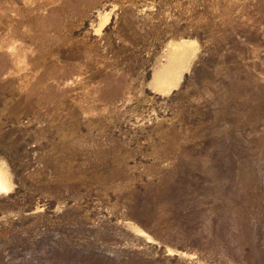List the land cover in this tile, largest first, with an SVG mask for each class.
I'll return each instance as SVG.
<instances>
[{"label": "rangeland", "instance_id": "obj_1", "mask_svg": "<svg viewBox=\"0 0 264 264\" xmlns=\"http://www.w3.org/2000/svg\"><path fill=\"white\" fill-rule=\"evenodd\" d=\"M0 264H264V0H0Z\"/></svg>", "mask_w": 264, "mask_h": 264}, {"label": "bare ground", "instance_id": "obj_2", "mask_svg": "<svg viewBox=\"0 0 264 264\" xmlns=\"http://www.w3.org/2000/svg\"><path fill=\"white\" fill-rule=\"evenodd\" d=\"M1 181V180H0Z\"/></svg>", "mask_w": 264, "mask_h": 264}]
</instances>
